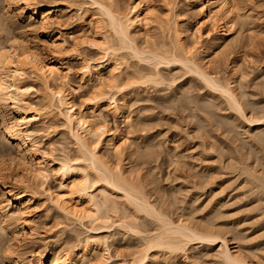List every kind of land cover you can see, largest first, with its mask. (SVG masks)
<instances>
[{"label": "bare ground", "instance_id": "bare-ground-1", "mask_svg": "<svg viewBox=\"0 0 264 264\" xmlns=\"http://www.w3.org/2000/svg\"><path fill=\"white\" fill-rule=\"evenodd\" d=\"M0 1L6 5L0 10V139L10 145V150H3L6 141L0 140L3 143L0 144V264H87L91 254L111 258L112 247L114 253L123 248L114 241L109 242L111 233L107 232L112 228L136 240V245L130 246L128 258L122 256L124 259L114 264H173L174 255L186 258L191 244H197L194 246L198 252L208 250V256L216 264H264L260 246L244 245L245 236L235 233V226L225 218L233 205L223 187L213 188L217 184L211 170L215 169L201 165L212 160H206V155L215 154L222 164L219 167L239 171L237 174L244 176L245 186L242 182L241 185L245 189L247 184L249 187L246 191L243 188L245 193L250 189L251 194H257V205L252 208L249 205L250 210L264 212V207L261 208L264 204V100L261 99L264 96L258 100L254 92L256 87L264 90V68L255 76L253 61L245 65L237 59L230 64L226 61L232 73L230 77L220 75L223 71L217 68L219 53V57H225L228 48L243 47L244 31L250 44L264 38V28L260 32L255 30L254 24L261 22V18L253 9H241L238 0H167L166 16L156 21L150 0H127L125 4L123 0H83L90 5L92 13L83 12L75 22L64 26L65 11L70 7L82 10L76 0H55L48 7L39 6L42 4L38 0ZM179 11L193 15L198 33L203 24L209 26L205 47L199 44L201 39L195 40L197 36L191 40L185 36L187 21ZM154 22L163 34L161 38L149 35ZM85 27L90 31H84ZM66 29L68 33L64 32ZM80 38L96 47L98 59L77 57ZM69 53H75L81 61L82 78L98 85L78 102L68 94L69 89L75 91L77 87L68 78L71 68L66 66V57ZM129 57L139 66L144 65L141 66L144 70L130 68ZM164 70H184L207 90V97L200 100L189 95L196 89L183 85L179 87L181 91L176 90L178 93L161 97L165 109L177 108L187 114L185 119L191 121L203 151H197L201 145L184 151L174 141L171 149L165 140L156 143L146 132L143 137L135 136L136 131L139 134L147 131L156 121L146 115H133L140 111L134 113L136 110L130 109L127 94L138 85L146 88V84L155 88L165 85L166 90H173L175 80L163 75ZM251 81L256 86L254 91L249 89L253 86L249 84ZM35 82L40 83L45 95L36 104L27 101ZM120 92L119 101L116 95ZM141 101L144 100L138 97L132 100L138 110L137 103ZM89 105L92 114L88 111ZM103 106L106 108L102 109ZM105 110L121 119L126 129L121 132L109 129L103 117ZM56 118L66 127L76 156L64 153L46 162L45 158L55 149L47 143V152L34 136L50 130V122ZM44 124L48 127L43 132L38 126ZM241 125L249 134L247 139L260 148L255 144L247 147V141L240 138ZM219 130L222 135L233 134L235 143L240 138L239 144L234 146L231 138L233 148L231 143H228L230 147L227 144L220 147L215 135ZM126 156L134 159L130 168L125 167ZM159 161L168 168V186L161 184L151 172L159 167ZM150 163L152 168L144 173L143 167ZM48 164L59 177L58 190L50 194L51 206L66 220L83 227L84 232L65 225L64 231H69L65 239L45 245L46 250L37 253L34 259L35 251L28 257V245L35 243L38 233L32 221L33 206L41 185L50 176ZM184 177L187 179L183 180ZM189 177L193 179V188L189 187L192 189L186 187L190 184L185 183ZM147 179L149 184L145 186L143 182ZM207 186L211 187L210 193L199 205V193L205 192ZM222 215L228 222L222 224V219L223 228H217L219 224L215 223ZM147 222L154 227L148 228Z\"/></svg>", "mask_w": 264, "mask_h": 264}, {"label": "rangeland", "instance_id": "rangeland-1", "mask_svg": "<svg viewBox=\"0 0 264 264\" xmlns=\"http://www.w3.org/2000/svg\"><path fill=\"white\" fill-rule=\"evenodd\" d=\"M54 1L55 0H38V2H40V4H42L39 6H42V7L51 6ZM76 1L79 2L78 4L81 5L80 7L82 8V10L81 11L78 10L77 7H70L67 11H65L63 13V17H62V21H63L64 26L68 25V23L70 24L72 22H75L83 12L88 11L87 14L92 13L90 5L85 3L86 1L85 2L83 0H76ZM150 1L149 2L153 5L152 11L155 15L154 20L158 21L159 19L164 18V16H166V14H167L168 7H169L168 1L167 0H150ZM36 2H37V0H36ZM124 2L126 3L127 0H123V3ZM238 2H239V7H241V9L242 8H246L247 10L253 9L258 14V17L261 18V20H260L261 22L254 24V26L256 27L255 30L260 32V30H262L261 28H264V0H238ZM66 3H67V1H66ZM1 4L2 3L0 1V7H1L0 10L3 11L4 9L2 7H5L6 5L5 4L1 5ZM179 12H180L181 18H183V19L185 18L184 20L187 21L186 22V24H187L186 28H188V29H186L187 33H185V36L190 38V40L192 37L197 36L196 38H198V39H195V38H193V39H195L197 41L199 39H201L198 42L201 46L204 45L203 47H205L206 46L205 40L207 41L205 34H207V32H208L209 26L207 27V24L206 25L203 24V26L201 27L202 30H200L201 32L198 33L196 31L197 26H195L196 23H195V19L193 18V15L192 14H185L186 15L185 16L182 11H179ZM190 17H192V18H190ZM190 19L192 22L190 21ZM84 29H85L84 31H87V32L90 31V28H88V27L87 28L85 27ZM36 32H37V35L39 36V38L43 40L42 35H39L38 31H36ZM64 32L68 33V30L66 29ZM161 34L162 33H161L160 29L158 28V26L156 25V22L152 23L151 27L149 29V35L151 37H154L157 39V38H159V36H160V38L163 36V34L162 35ZM198 34H200L201 37ZM242 35H243V37H242L243 47L242 48H238L237 45L232 46V47L228 48L227 53L228 52L229 53L226 54L225 57L221 56V55L219 57L220 53L218 54L217 58L220 61L218 59H215V61L216 60L219 61V63L216 62L217 65L219 66V67H217V68H219V70L218 69L217 70L223 71V73H224L223 74L222 72L221 73L219 72L220 75H222V76L225 75V77L232 76V73H230L231 71L229 70L230 66H228V65L230 64L229 62H231V60H234V59L240 60V62L245 64V65L246 64L248 65L251 61H253L255 63L254 68L256 69V70L254 69V73H253V75L255 74V76H259L260 75V68H262V67L264 68V38L263 37H260L259 39L257 38L254 41L255 43L250 44L248 41L249 39H248L247 31H244L242 33ZM65 37H67V36H65ZM4 40H5V42H7L6 39H4ZM86 40L87 39H85V38L79 39V44L80 43L81 44L77 47V51L80 55L77 54L78 55L77 56L75 53L74 54L78 58L79 57L83 58V59L84 58H87V59L90 58L93 60L98 59L99 58V53H98L99 51L96 49V47L94 48V46L91 47L92 45H88L86 43L87 42ZM201 43H203V45ZM71 53H73V52H71ZM74 54H70V53L68 54V56L66 57V60H67L66 66L71 68V73L69 74V77H68L69 82L77 85V87H74L75 91L72 89L71 90L69 89L68 94L70 95L69 98L75 99L78 102L81 98L83 99L85 97V94L88 92V90L91 91L92 87L96 88L98 85L95 86L94 84H96V83L94 81L93 82L91 81L92 82L91 83V82L82 78L81 61H79V59ZM127 61L129 62L128 63L129 66L131 65L130 68H132L133 70H136V69L141 70V68H142L141 66H144V65L139 66L138 64H136V60H133L130 57L127 59ZM226 61H228L229 64ZM214 67L216 68V65H214ZM142 70H144V69L142 68ZM163 75H165L169 79L175 80V84H174L175 86H173V90L169 89L170 92L168 89L166 90V88H164L165 85H161V86H158L159 88H157V87L155 88V85H151V84H149V85L146 84V88L144 87L145 85H143V86L138 85V87H137L138 89L135 88L132 91L133 94H132V92L129 93L130 91H128V92L125 91V93H129V94H127V103L129 104V106L131 105L130 109L133 107L134 109L132 108V110H136L134 113L140 111V112H138L140 114H133V115H139V116L144 115L143 117L147 116V118H149L150 120L155 119V121H156V123H153L155 125L150 126L151 128L150 127H149V129L146 128L148 132L146 130L140 131V134H139V131H136L138 133L136 135V133L134 132L135 136L139 135V136L143 137L144 135H146L145 133L143 134V132H146V133H148L147 135H150L152 137L153 141L156 143L159 142L160 140H165L166 141L165 145L169 146L171 149L174 148L173 141L177 142V144L181 147L182 150L184 148V151L187 150L188 147L199 148V146L201 145L200 144L201 140L199 139L197 134L193 132L191 121L187 118L185 119V116L187 114L179 111L177 108L175 110L165 109L164 104H163L164 100L162 101V99L165 97V95H168V93H174L176 90L178 91L182 85L188 86V88L191 87V90L196 89V90H192V91L197 92V93L192 92L189 95L192 97L195 95L193 98L198 99V100L202 99V97L203 98L207 97V93H206L207 90L205 88H203L199 82L197 83V78L195 79V77L189 73L186 74V71H184V70L183 71L176 70V71H172V72H168V71L164 70ZM251 83H252V81L249 82V84H251ZM79 85H81L80 88H78ZM252 85H253V83H252ZM33 86H34V91H32L33 94L31 96H28L27 101H31V102H34L36 104V103H39L40 100L42 101L44 99L45 95H44L43 88L40 85V83L35 82V83H33ZM253 87H256V86H254V85L250 86V88H249V89H251L250 91L255 90V88H253ZM95 88H93V89H95ZM200 89H202V91ZM257 90H258V88L256 87V90L254 92H256L255 94L257 95V97L255 95L254 99L256 97V99L260 100L261 97L264 96V90L263 89H259L258 91ZM177 91H176V93L181 91V89L178 92ZM257 92H258V94H257ZM204 93H205V95H204ZM121 94L122 93L120 92L119 95H116V98L117 99L120 98L122 96ZM197 95L201 96V97H198ZM137 97L144 100V101H141V104L139 102L137 103V105H138L137 107H139V110L137 108H135L136 103L132 102V100L134 98H137ZM161 97H163V98H161ZM118 100L120 101L121 98ZM261 100H264V97ZM88 108H89L88 111L91 113V110H90L91 105H89ZM101 108L102 107H100V111L102 109L106 108V106H103L102 109ZM144 109L145 110L147 109V110L145 111ZM98 110H99V108H98ZM88 111H86L87 112L86 114L90 115V113ZM219 112H220V114L223 113L222 111H219ZM151 113H152V115H151ZM160 113H162V114H160ZM181 113H183V114H181ZM184 114H185V116H184ZM224 114H225V112L222 115H224ZM112 115L113 114L110 113L109 110L103 111V117L107 121V125L109 126V129H111L112 131L117 130V132H118V129H119V132L124 131L126 129V127H125V124L123 123V121L121 119L114 118ZM54 122H55V124H54ZM50 123H52V128L50 130L48 129L44 132V130H45L44 128L46 126L48 127V125L47 124L46 125L45 124L39 125L38 127H40L41 129L43 128L42 131L44 133L42 135H38V136L35 135L34 136V138H36L37 141L42 144L41 145L42 148H44L45 150L47 149V152H48L47 143H50L52 145V148L55 149L54 153L50 154L51 157L48 156L45 158L46 162L51 161L52 157L55 159H56V157H62L64 155V153L68 154L69 156L71 155L72 157L76 156V149L71 144V142L69 140V135H68V131H67L66 127L63 126V124L57 118L54 119L53 122H50ZM49 125H51V124H49ZM152 126H153V128H152ZM241 127H243V126L241 125ZM243 128L245 129V127H243ZM243 128H240V131H239L241 133L240 138L241 139L244 138L247 142H251L250 140L247 139V137H248L247 135H249V134H247L246 129H245V131H243L244 130ZM42 131H41V133H42ZM242 133H243V135H242ZM222 134H223V132L221 130H219V132L217 134H215L216 137L218 136L216 138L217 141L220 140V142L218 141L220 147H222L223 145L226 146V144L228 145V143H231V141L234 139L233 134H231V136H229L228 133H224V135H222ZM225 134H228V135L225 136ZM39 136H41V137H39ZM0 137H1V133H0ZM228 137H230V138L228 139ZM231 138H232V140H231ZM240 138H238L239 141H240ZM0 140L3 142L6 141V140H3L2 138ZM228 140H230V142ZM235 140L236 139H234L232 142L234 144V146L237 143L239 144V141H237L235 143L234 142ZM1 141H0V144L2 143ZM247 142H246L247 147H248V145H252V146H253V144L257 145L255 142H251L252 144H249ZM232 143H231V145H232ZM231 145L229 144L228 146L230 147ZM258 145L255 147L260 148V145L259 146ZM9 146L10 145L6 141V142H4V144L2 146L3 148H5V147L6 148L5 149L2 148V149L6 150V151L10 150ZM234 146L232 145L230 148H233ZM200 150L203 151L202 145L200 146V148L197 151H200ZM209 155H210L209 157H207V155H206V158H207L206 160H208V159L210 160V158L212 160L207 161L201 165L212 167L216 170V171L211 170V171H213V174H214L213 175L214 176L213 181L216 180L215 184H217V185L213 186V188L218 189L221 186V189H222V187H223L226 190L225 191L223 189L226 193L225 195L227 197H229V196L231 197V198L230 197L228 198V199H230V202L232 201L230 204H232L234 206V207L232 206V209L228 212L229 213L228 215H224V214L223 215L225 216V218H227V220L229 222H231L232 227L235 226L234 227L235 233L241 234V235H239L240 237L245 236L244 237L245 241H243L244 245L246 244V245H255V246L259 245L260 246L261 249H260L259 254L260 255L262 254L260 257L264 259V244H263L264 243V212L261 213L262 211L250 210L253 206L256 207V205H257V203H255L256 196H257L256 192H255V194L254 193L251 194L252 191L250 189H248L247 192L245 193L246 189L249 187H248V184H247L246 189L242 186V185H244L243 181H242L244 176L243 175L240 176L241 173L237 174L239 171H236V173H235V172H232L231 168L228 170L229 167H225V168L223 166L219 167L220 165H222L219 162V159H218L219 157L216 158L215 154H209ZM133 160L134 159H130L128 156H126L125 161H124L125 167L130 168L131 166H133V164H134ZM215 160H217L219 163ZM158 164H159V167H157L156 170L153 169L151 172H152V174H154L156 176V178L158 177V179H160L159 181L161 182V184L163 183L166 185L167 184L166 180H167V175H168V168L164 164V162L162 163V161H159ZM209 164H210V166H209ZM216 166H217V169H216ZM225 166H227V165H225ZM149 167L152 168L151 163L149 165H145V167H143V168H145V170L143 172L144 173L147 172L150 169ZM212 168H210V169H212ZM47 169L49 172L48 175L50 174V176H48V180L45 181L44 186L41 185V188L43 187L44 191H41V188H40V192H38V194H37V202L33 206L34 208H33L32 221L34 220L33 221L34 224L33 223L32 224L34 225L35 228H37L36 232H38V233L36 234V237H35V240H36V241H34L35 243L33 244V242H32L31 243L32 245H30V244H29L30 246L28 245V249L30 250L28 257H32L30 254H31V252L35 251L34 253H32L34 259L39 253L41 254L43 251L46 250L44 248V247H46L45 245L52 244L56 241L61 242V241H63V239H65L67 234H69V231H64L65 225H69L70 228L72 227V228L77 229V230L78 229L82 230L81 232H84V230L82 229L83 227L81 228V226L76 225V224L72 223L71 221L66 220V218H64L62 214H60L58 211L53 209V207L51 206V204L49 202L50 197H51L50 194L51 193L53 194L56 192V190H58L59 177L56 175L57 174L56 171H54V169L52 170V166L50 164H48ZM219 170H220V172H219ZM187 171L188 170L186 169V172ZM216 172L218 175L216 174ZM239 176L240 177L243 176L242 179ZM184 178L185 179H183V180L187 179V177H184ZM189 178H188L189 181L187 180V182H185L183 180H181V181L187 183V185H188V183L191 184V185L189 184L188 186H186L187 188H189V187L193 188V186H192L193 184L191 181L193 179L192 178L189 179ZM235 178L237 181L235 180ZM164 181H165V183H164ZM181 181H179L178 183H181ZM148 182H149V180L147 179L143 182V184L144 185L149 184ZM241 182H242V185H241ZM166 186H168V184ZM249 186H250V184H249ZM192 188H189V189H192ZM210 188L211 187L207 186V187H204L205 192H204V190L200 191L199 194L201 195V197H200V200L198 202L199 205H201L205 201V199L207 198L208 194L210 193ZM243 188L245 189V191ZM146 189L149 190L150 188L147 186ZM249 190L251 191V193ZM201 192H203V193H201ZM227 194H229V195H227ZM252 195H253V197H252ZM154 198L155 197H153V199ZM153 199H152V201H153ZM200 202H201V204H200ZM249 205L251 206V208ZM262 205H264V204H262ZM262 205H261V208L264 207ZM83 206H85V205H83ZM223 215H222V217L220 216L221 219L218 217L219 218L218 220L216 217L217 221L215 224L216 225L219 224V225H217V228H223L222 224L225 222H228L226 219H223L224 218ZM173 217H174V219H176L177 215H175ZM221 220H222V224H220ZM152 224L153 223L150 224L149 222H147L146 226H148V228L152 229L151 227H154V225H152ZM237 225H239L240 227L237 228L236 227ZM218 226H220V227H218ZM110 231L111 232H107V233H111V237L109 238L110 241L109 240L108 241L109 242L114 241V243H116L117 245L119 244L118 246H123V248L119 249L120 251L118 253H114L115 251H113L114 248L112 247L111 248V256H112L111 258H108V257L97 258L96 256H94L95 254H91L87 264H114V263L121 262L124 259V258L122 259V256L125 257L126 259L128 258L130 251L132 249V247L130 248V246H135L136 240H134L133 238H130L131 236H129V235H127V237H126L125 236L126 234H123V232L114 231V228H112ZM112 234H113V237H112ZM231 235L232 234H230L229 237H231ZM83 236H86V234L83 233ZM235 240H236L235 242L238 241V239H235ZM233 241L234 240H232L231 242H233ZM247 243H249V244H247ZM137 244H138V242H137ZM194 245H197V244H191L190 245L186 258L180 257V255H174V258H173L174 263L173 264H216L215 260L212 259V257L208 256V254H207L208 250L200 249L199 252L202 253V254H200L198 252V247L197 246L195 247ZM191 246H193L197 250ZM37 247H39V249H38L39 251L36 249ZM48 248H47V250H50L51 247L49 249ZM51 252L53 253V250L50 251V253H49L50 256H51ZM34 254H35V256H34ZM166 255H164V256H166ZM168 256L169 257H167V256L166 257L170 258L169 254H168ZM162 258H164V257H162ZM6 264H8V262Z\"/></svg>", "mask_w": 264, "mask_h": 264}]
</instances>
